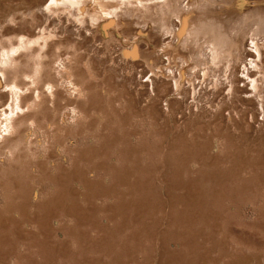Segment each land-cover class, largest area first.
I'll list each match as a JSON object with an SVG mask.
<instances>
[{
  "label": "rangeland",
  "instance_id": "374dc122",
  "mask_svg": "<svg viewBox=\"0 0 264 264\" xmlns=\"http://www.w3.org/2000/svg\"><path fill=\"white\" fill-rule=\"evenodd\" d=\"M25 1L26 0H15L12 2L13 6L11 5L12 7H9L10 9H0V22H5L11 14H14L17 21L20 20L22 22L26 20L28 22L29 20V22H31V17L26 15L29 6L32 4L40 6L39 4L42 5L43 2H45L44 0H37L30 4L27 2L28 0L26 3ZM232 1L233 4H231ZM235 2L238 3L236 4ZM262 3L264 4V0H180L183 10H188V8L190 9L192 7L194 8L193 11L202 19V16L207 15V19H214L215 21L217 20L224 23L223 25L226 32L230 34L232 37L231 39L235 44L233 52L240 56H244V53H247L246 50L249 51L250 55H254V46L251 36L249 37L246 34L248 32V26L245 23V19L251 16L253 12H258V9L262 10L264 13V5ZM197 7L200 12L205 10L204 13H201L200 15ZM60 13L54 14L49 20H47L44 15L39 14L41 19L39 18L37 24L39 26L49 25L51 26H48L49 29L55 27L56 32L60 33L59 35L61 36L62 33L60 31L63 32V29L66 27L70 29L73 22L70 25L68 23V15H65V12L62 14L63 11ZM20 14L23 15L21 16ZM220 15L222 16L221 18ZM204 19L206 18L204 17ZM176 20L177 19L174 17L172 23L176 24ZM130 23H134V21H131ZM38 25H36V27ZM176 25L175 27H178ZM27 26H24V28ZM12 27L14 28L12 29ZM22 27L23 26L18 24L12 26L8 25V27L5 28V34H8L9 31V34L22 32L24 30ZM141 27L139 28H144L143 25H141ZM20 28L21 31H19ZM134 28L132 27V30ZM153 31L158 32L156 26L153 27ZM171 31V36V32L167 33L166 31L158 34V38L160 39L161 37L163 40V45H158L154 42L147 44L145 41V39L151 38L149 35L151 31L145 33L143 30H139L140 37L144 39L140 40V46L139 44L136 45L134 49L136 51L135 56L126 53L127 51L132 52L134 50L130 48L132 47L131 44L125 42L126 36L122 32L116 35L117 40H114L116 43L113 42V40H102V38L99 37L102 41L100 40L98 44L102 45L105 61H107L104 64V68H98L99 79L103 81L113 73V75L116 76V87L111 89V93L108 92L104 98V104L102 103V110L100 109L102 112L104 111V114L101 111L98 112L100 118H103L102 123L96 122L98 123L97 126L95 125L96 123L94 124L95 126L92 124V129L82 128L83 130L86 129V132L83 131L81 135L78 133L69 134L67 138L64 139L65 143L60 141V135L57 136V134L53 139L54 141H57V144L49 148H44V137H42L41 134L34 132L35 135H33V132L30 133L31 139L33 138V141L38 144L36 145L38 146V155H35L34 157L36 174L33 176L31 172L27 171L28 168H25L26 173L23 170V172H21L23 173V176L20 174V177L26 176L25 184L31 186L30 191H33L34 195L36 193V196L32 199H30L31 197L26 199L27 197L25 194L31 193L29 192V189H27L28 192H26L27 190L25 191L26 187H22V191L17 193L18 190L13 189L11 184L10 186L7 185L8 189L3 185L0 186V217H3L4 219L0 222V264H158L157 262H159V260L157 259V252H155V243L156 240H161L163 238L166 242L181 241V244L185 242L188 243V248L186 247L187 250L181 249L183 251H180L179 255L178 251L181 247L175 249V251H177L176 254L178 255V258H175V264H196L198 262V264H218L220 261H225L228 264V262L240 256L238 253L241 254L238 249L241 247L240 245H242V240H240V237H231L230 231L232 230H245L246 233L251 232L252 235L256 237H254V239H249L251 244H247L245 246L247 251L243 250V252L248 253L249 251V253H260L262 251L260 254L263 253L262 255H264V244H262L264 241H261L259 246L253 244V241L258 239V236L259 240L264 239V224H260V222L264 221V201L262 200L264 199V183L260 182L261 170L255 161V156L252 154L253 151L259 147L257 141H254V137H252L249 142H246L244 139L240 140V138H237L239 137V134L233 132L232 134H235L236 136L234 135V138L231 140L232 143L224 138L221 150H219L218 153H214L215 156L218 155L220 156V159H223L220 160V165L217 164V166H214L215 170H224L220 172V176L222 175V177H220L221 179L218 176H214L213 168L208 170L209 176L206 175V179H209H205V182H202L199 175H197L198 173H196L197 178L193 176V174L188 178L189 173H182L179 178L182 179V181H187L188 178L189 182L191 178L190 184L193 185V188L190 190H188V188L183 192L181 190H174L173 183L170 182L171 179L169 176L171 177V170L168 166H170L175 159H171L172 156H169L172 152V148L170 144L165 141H168L167 135L169 140L171 139V136H169L170 134H168L171 130L169 129V125L164 127L160 124V120L153 123L154 121L149 114V109L150 105L152 106L154 104L153 101H155V97H151V83L148 80L150 76L161 75L162 79H160L159 85L163 86L165 85V82L169 81V78H164L162 70L165 69V71H167L168 67L174 70L177 68V65L171 63L169 59L172 52L171 48L163 47L171 40H178L177 31ZM163 33L165 35L161 36ZM128 34L132 37L133 32L129 31ZM243 36H245V38ZM201 37L202 39L199 40L200 42L197 44L194 43L195 47H193L192 43L191 47L189 46L187 48L188 50L184 51L186 57H195L196 55L198 56L201 51L203 52L207 45L205 43L209 42L212 34L206 32ZM106 41L110 44H105L107 43ZM117 41L122 43L120 44ZM236 46H239V48ZM235 49H237L236 52ZM239 49L240 51H238ZM150 54H153L154 57L152 55L149 56ZM108 58L113 59L111 60ZM112 67L114 70L116 69L115 72ZM153 67L154 72L151 70ZM105 69L108 70L107 74H104L103 72ZM3 81L4 80L1 82V90L5 91L7 88H5L6 83ZM26 82L29 83L31 81L27 79ZM36 84L37 85L35 86L30 83L28 86L32 90L34 86L36 89L37 87H43L42 83L38 84L37 82ZM213 84L211 85L210 80L209 82L208 80L207 82H204L203 77H199V80L196 83L197 90L200 92L197 100L198 105L195 107L196 111L199 110L198 115L204 116V114H206L208 117L212 116V110L214 108L213 104L216 106L220 102H224L225 100L223 101V98L227 100L225 97L228 96L227 93L229 89L220 85L219 90L216 92L212 87ZM243 84L244 83H242L241 86H243ZM58 85L61 90L66 91V78L62 77ZM123 85L125 88H123ZM248 89H250V86ZM137 91L144 92L145 95L136 99L137 102H135L136 107L134 109L131 108L130 94H132V96L135 94L137 95ZM165 95L166 93H162L160 98V100H162L160 101L161 105L166 104L164 101ZM169 98L170 96L168 99ZM192 101L193 100L191 99L190 102ZM52 102L53 101L49 102L50 105L48 106L50 107L51 118H53L57 105ZM212 105L213 107H211ZM236 107L238 110L245 108V106L243 107V104L238 102H236ZM99 113L103 115L101 116ZM107 115L110 119H108ZM92 117L94 121H100L96 115H93ZM200 118L197 116L193 117L191 121L192 124L195 123V126H193L194 131H186L185 136H182V139H184L183 142H185L183 149L186 150L189 147V150H186V161L188 162L197 157L196 160L198 159L199 163L203 161L206 163L202 156L195 152L193 153L194 149L192 145H197L198 143L195 139L197 134L208 135L207 132L209 129L207 131V128H210L213 133L214 130L218 128L215 123L212 124L209 122V119L205 118L204 120H201ZM105 123H107V125ZM212 127L214 129H212ZM246 130H248V134H251L254 131L251 128ZM183 131H185L184 127ZM201 139L202 137L200 138L201 142L206 141L211 146L210 142H212L213 139L212 141H210L211 139ZM223 145L225 146L223 147ZM223 150L225 152L221 153ZM191 152L193 153V156ZM206 152H209V155H213V153L210 152V148ZM81 153L82 155H80ZM168 160L171 162L170 164L168 163ZM228 161H230V163ZM26 164L25 167H27ZM209 164L214 165L213 163ZM253 164L256 165V167L254 166L255 168L253 167ZM222 166L224 167L222 168ZM234 166L236 167L234 168ZM187 168L189 171L194 169H190L189 164ZM198 168L199 167L197 166V169ZM236 169L238 170L236 171ZM232 173L235 174V178ZM262 173L264 175V172ZM229 174L231 176H229ZM80 176L81 179L79 178ZM223 176L225 178L227 177L228 180L224 179ZM63 177H65V180L67 179L66 182H68V184L66 183V186L62 184L60 186L58 181V179L61 180ZM2 179L0 181L1 184L6 181L7 183L10 182V178ZM62 180V182H64V179ZM210 180L211 183L209 182ZM207 183L212 185L207 186ZM18 185L22 186V183L19 182ZM34 187L35 190L33 189ZM212 188H214L213 191ZM207 189L208 191L205 192ZM188 192L189 194L192 193L195 195L191 194L189 197ZM184 193L186 194V201H181L177 204L178 199H175L176 195H180L181 197V194L184 195ZM173 195H175V198ZM209 196H211V198ZM173 201H175V203ZM170 202L173 204L172 206ZM198 207L199 209H197ZM206 207L208 208V211ZM195 208L197 211H195ZM211 212L212 215L210 214ZM177 213L180 214L178 215ZM191 216L193 217L191 218ZM181 217L185 218L181 219ZM212 217L218 219V221L216 219L214 220ZM207 218L210 220H207ZM164 220L165 222L163 223ZM199 220H201L202 223L207 221L204 225L210 227L209 229L205 227V231H201L200 235H198L199 233H197L196 230L195 233L191 232L192 223H197ZM221 220L222 222H220ZM165 223H167V225ZM158 225H160V227ZM206 229L210 232H206L208 231ZM222 230H224L225 235H223ZM214 231H216V234ZM204 233H207V235L204 236ZM171 236L172 240L170 239ZM184 236L186 237L183 240L182 238ZM219 237L224 238L220 239ZM211 238L214 239V242L212 241V243L210 242L212 240ZM210 243L215 244V246ZM226 243L228 245H226ZM207 244H210L209 247ZM201 246H203V250ZM210 246L211 249L213 248L212 250L210 249ZM231 247L233 248V252L236 253L234 255L237 256H233L229 261L228 258L230 257L229 255H231ZM199 250L203 252L202 257L207 255V257H203L204 259L200 258L202 259L200 261L194 252ZM182 257L183 260L185 259L184 263ZM212 260H215L216 263Z\"/></svg>",
  "mask_w": 264,
  "mask_h": 264
},
{
  "label": "bare ground",
  "instance_id": "6f19581e",
  "mask_svg": "<svg viewBox=\"0 0 264 264\" xmlns=\"http://www.w3.org/2000/svg\"><path fill=\"white\" fill-rule=\"evenodd\" d=\"M13 1L15 0H0V9L9 8L12 5ZM35 1L37 0H28L27 2L31 4V3H34ZM44 1L45 2H43L42 5L39 4L40 6H37L36 4H32L29 6L26 12L27 13L26 15H29L31 17L30 19L31 22H29V20L28 22L26 20L22 22L20 20L17 21V18L14 16V14L10 15V17L6 20L7 22L6 21L0 22V181L2 178L4 179L10 178L9 183H7L6 181V182H3L5 184L3 183L1 184L0 182V186L3 185L4 187L7 188L11 184L13 189L18 190L17 193L22 191V187L23 188L26 187L25 191L29 189V192H31V193L25 194V196L27 197L26 199L30 197H31L30 199L35 198L36 193L34 195V192L30 191L31 186H28L25 184L26 176L22 177L23 173H21L23 172V170L26 173L25 168L26 169L28 168L27 171L31 172L33 176L36 174V165H35L34 157L35 155H38V148H37L38 146H36L38 144H36L33 141V138L31 139V135H30L31 132H33V135H35L34 132L41 134V136L44 137V148H49L57 144V141L53 140L54 136H56L57 134H58L57 136L60 135L59 136L60 141L65 143L64 139H66L69 134L78 133L81 135L83 131L86 130V129L83 130L82 128L92 129V126H91L92 124L93 126L95 125L97 126L98 123L96 122L102 123L103 118H100V116L98 115V112L102 110L101 106H103L102 103L104 101V98L108 94V92L111 93V89H114L113 87H116V76L113 75L114 74L113 73L112 75H109L107 78H105L103 81L99 79L98 68L99 67L104 68V64L105 62H107L105 61V55L103 53L104 50L102 49L103 47L102 45L98 44L99 41L101 40L99 39V37H101L102 40L103 39L113 40V42H115L117 40L116 35L122 32L126 36L125 42L131 44L132 47L130 48L134 50L136 45L139 44L140 46V40L144 39L140 37V33L138 32L139 30H143L145 33H148L151 31V33H149L151 38L145 39L147 44H149L150 42H154L158 45L159 44L163 45V40L161 39V37L160 39L158 38V34L165 32V31L167 33L171 32L170 34L171 36L172 35L171 30H176L177 35H178L177 41L171 40L163 46L164 48H171L172 52L169 56L170 62L177 65V68L175 70L169 67L167 68V71H165V69L162 70L163 71L162 74L164 75V78L165 79L169 78L168 80L170 82L167 80L168 82H165V85L160 86L159 85L160 79H162L161 75L150 76L148 80L151 83V88H150L151 97H155V101H153L154 104L152 106L150 105V109H149V114L152 120L154 121L153 123H156L158 120H160V124H162L164 127H167L169 125V129L171 130V132L169 131L170 133H168L170 134L169 136H171V139L169 140V137L167 135L168 141H165V142L169 143L172 148V152L171 154L169 153L170 154L169 156H172L171 159H175L172 163L168 160L169 161L168 163L169 164L171 163L170 166L168 167L171 170V177L169 176V178L171 179L170 182L173 183V189L181 190L183 192L186 188H188V190L193 188V185L190 184L191 178H190V181L188 182V178L191 177L190 176L191 174H193V176L197 178L196 173H198L197 175H199L202 182L203 181L205 182L206 175L209 176L208 170L213 169L214 166H217V164L220 165L221 163L220 160H223V159H220V156L218 155L215 156L214 153H218L219 150H221V145L223 144L224 138L227 139L228 142H231V140L234 138V135H235V134H232L233 132L239 134L238 135L239 137L237 138H240V140L244 139L246 142L247 141L249 142V140L252 137H254L255 138L254 141H257L258 143L257 145L259 147L258 149L253 151L252 154L253 156H255L254 157L255 161L257 162L261 170V176H260L261 181L260 182L264 183V175L262 173L264 172V13L262 12V10L258 9L259 10L258 12H253L251 16L245 19V23L248 26V29H247L248 32L247 33L244 32V33H246L249 37L251 36V40L254 46L253 47L254 55H250L249 51L246 50L247 53L245 52L244 56L243 55L240 56L239 54L237 55V53L234 54L233 52L234 50L233 48H235V44L233 43L231 39L232 37L230 36V34L226 32L224 25H223L224 23H221L217 20L215 21L214 19L213 20H210L209 18L207 19L206 17L207 15L202 16L203 17L202 19L198 14H196L193 11L194 8L192 7L190 9L188 8V10L187 9L183 10L182 5L180 4V0H44ZM231 4H233V1ZM197 9L199 10L198 7ZM62 11H63L62 14H64L65 12V15L66 14L68 15L67 17L68 23L71 25L73 22V24L70 27V29L67 27L66 28L63 27L64 31L63 32L60 31L62 33L61 36L59 35L60 33L56 32L55 27L53 29L51 28L49 29V27H51L49 25L39 26L37 24L40 18L39 14L44 15L45 18L49 20L50 18L53 17L54 14L60 13ZM204 11L200 12L199 10L200 15L201 13L203 14ZM174 17L177 19L176 20L177 25L172 23V21L174 20ZM204 17L206 19H204ZM221 17L222 16L220 15V18ZM129 21L130 22L134 21V23H130ZM74 23L77 25H75ZM17 24L23 26L22 28H24V26H27V25L28 26L24 28V30L22 29L23 30L22 32H19V33L16 32V34H9L10 32L9 31L8 34L6 33L7 35L5 34L6 32L5 28H7L8 25L12 26V25H17ZM36 25L38 26L36 27ZM141 25L144 26L143 29H141L142 28ZM175 25L178 27H175ZM134 26L135 28L136 27L137 28L135 29ZM154 26H156V28L158 29V32L153 31ZM132 27L134 28L133 30H132ZM13 28L14 27H12V29ZM19 31H21V28ZM129 31L133 32L132 37H130V34H128ZM206 32L211 33L212 37L209 40V42L205 43L207 44L205 46V50L203 52L201 51L198 56L196 55L197 57L196 56L186 57V55H184V51L185 50L187 51L188 50L187 48L189 46L191 47L192 43H193V47H195L194 43L197 44L198 42H200L199 40L202 39L201 36ZM164 35L165 34L163 33V35L161 36H164ZM243 37L245 38V36ZM168 38H169V34H168ZM106 42L107 43L105 44H108V41ZM236 47L239 48V46H236ZM236 50L237 49H235V52ZM238 51H240V49ZM126 53L131 54L132 56H135L136 51L135 50L132 52L127 51ZM151 55L153 56V54H150L149 56ZM108 59H111V58H108ZM153 69L154 67L151 69L154 72ZM107 71L108 70L105 69L103 71L104 74H107ZM113 71L115 72L116 69L115 70L113 69ZM62 77L66 78V88H67L66 91L61 90L58 87L59 86L58 84L60 83V80ZM199 77H203L204 82H207V80L209 82L210 80L211 85L214 82L212 87L214 90H216V92L219 90L220 85H222L226 89H229L227 93L228 96L225 97L227 98V100L223 98L222 100L223 101L225 100L224 102H220L216 106L215 104H213L214 105V108L212 110L213 115L210 117L206 116V114H204V116L198 115L199 110L198 111L195 110L196 105H198L197 100H198V95L200 93L197 90V85H196L197 81L199 80ZM27 79H29V81L31 82L27 83L26 82ZM2 80H4L6 83L5 88L7 89L5 91L1 90ZM37 82L38 84L42 83L43 87L42 88L37 87L36 89L35 86L37 85L36 84ZM30 83L35 85L33 90L28 86ZM242 83H244L243 86H241ZM249 86H250V89H248ZM123 88H125L124 85H123ZM162 93H166L165 100H164L166 102L165 105H161V102H160L162 101L160 100ZM130 95H131V103H130L131 108L135 109L136 107L135 102H137L136 99L143 97L145 93L139 91L137 95L136 94L134 96H132V94ZM169 96L170 98L168 99ZM191 99L193 100L192 102H190ZM51 101H53L52 103L57 104L53 118L50 117L51 115L50 107H48L50 105L49 102ZM236 102L243 104V107L245 106V108L238 110L236 107ZM213 105L211 107H213ZM102 113L104 114V111ZM93 115H96L98 117V120L100 121H94L92 117ZM195 116L199 118L201 117L200 118L201 120H204L205 118L209 119L210 120L209 122H211L212 124L215 123V125L218 127L214 130V133L210 128H207L206 129L207 131L209 129V131L207 132L208 135L207 134L205 135L197 134V137L195 139L198 143L197 145L196 144L192 145L194 149L193 153L195 152L198 155L202 156L203 159L206 161V163L204 161L199 163V160L198 159L196 160L197 157L195 158V156H194L195 159L189 160L190 162L186 161L187 159L186 152L189 150V147L188 149H186L187 151L183 149L184 148L183 146H185V142H183L184 139H182L183 138L182 136L183 135L185 136L186 131H192V132L194 131L193 126H195V123L192 124L191 120ZM108 119H110V117H108ZM105 124L107 125V123ZM160 124H159V127H160ZM183 127L185 131H183ZM248 128H251L254 131L252 133L250 132L251 134H248L247 133L248 130H246ZM212 129L214 128L212 127ZM75 136L77 137L76 134ZM165 137H166V134H165ZM201 137L202 139H205V140L211 139L210 141H212L213 139V141L210 142L211 146L206 141L201 142L200 141ZM224 146L225 145H223V147ZM209 148H210V152L213 153V155H209L208 154L209 152H206ZM224 152L225 151L223 150L221 153H224ZM193 153H192V156H193ZM80 155H82V153ZM228 162L230 163V161ZM209 163H213L214 165L209 164ZM25 164L27 167H25ZM188 164H189L190 169L191 168L192 169L194 168V169L190 171L187 170ZM197 166L199 167L198 169H197ZM254 166L256 167V165L253 164V167ZM223 167L224 166H222V168ZM235 167L236 166H234V168ZM222 170L223 169H221V171ZM237 170L238 169H236V171ZM221 171L220 169L215 170L214 168L213 170L214 176L215 177L218 176L219 178L222 177V175L220 176ZM184 172L189 173L187 181L186 180L182 181V179H179L182 173ZM20 174L22 175L21 177H20ZM234 175L235 174H233V176ZM81 176L79 177L80 179H81ZM225 176H226V173H225ZM229 176L231 175L229 174ZM62 179H64V182H62L63 181ZM62 179L61 180L58 179L60 186L61 184L62 185H65L66 183L68 184V182H66L67 179L65 180V177H63ZM224 179H227V177L226 178L224 177ZM19 182L22 183V186L18 185ZM209 182L211 183V180ZM210 183L209 184L207 183V186L212 185ZM217 185H218V181H217ZM214 188H212V191ZM33 189L35 190V187ZM207 191L208 189L205 192ZM26 192H28V190ZM191 194L192 193L189 194L188 192L189 197L191 196ZM181 195H182L181 197L180 195L179 196L176 195V198H175V195H173L175 199H178L177 204L180 203L181 201L182 202L186 201L185 199L186 194L184 193V195L183 194ZM192 195H195V194H192ZM211 196L209 197L211 198ZM262 200L264 201V199ZM173 202L175 203V201ZM170 204L171 206L173 205L171 202ZM197 209H199V207ZM197 209L195 211H197ZM167 210H170V209H167ZM207 211H208V208H207ZM204 213H205V209H204ZM177 214L179 215L180 213H177ZM210 214L212 215V212ZM192 217L193 216H191V218ZM182 218L183 217H181V219ZM208 219L209 218H207V220ZM3 220H4L3 217H0V222H2ZM216 220L218 221V219ZM164 222L165 220L163 221V223ZM206 222L204 221L202 223L201 220H199V222L197 223L193 222L192 225L190 224L191 232L195 233V230H196V232L199 233L198 235H200L201 231H205L204 230L205 227L208 229L210 228V227H207L208 226L207 224H206L207 226L204 225V223ZM220 222H222V220ZM261 223L264 224V221L260 222V224ZM165 224L167 225V223ZM158 226L160 227V225ZM206 232H210V231L208 230ZM215 232L216 231H214V233ZM222 232H223V235H225L224 230H222ZM230 234H231V237L232 236L240 237V240H242L241 244L243 246L240 245L241 247L238 249L241 252V254L238 253L239 251L237 252L240 255L238 258L236 257L237 255H234L236 253L233 252V248H232L233 246L230 248L231 255H229L230 257L228 258V260L230 261V259L233 256L236 258L230 261L231 263L228 262V264H264V255H262L263 253L260 254L262 251L260 253L258 252L249 253V251L248 253L243 252V250H246L245 246L247 244H251L249 239L250 238L254 239L255 237L254 235H252L251 232L246 233L245 230L243 231L242 230L240 231L232 230L230 231ZM205 235H207V233L206 234L204 233V236ZM186 236H184L182 239L184 240ZM171 238L172 236L170 237V239ZM223 238L224 237L220 239H223ZM213 240L214 239H212L211 241L209 240V241L212 243ZM261 241L263 242L264 239L259 240V236H258V239H255V241H253V244L259 246L261 244ZM180 242H170V241L166 242L164 238L161 240L160 239L156 240L155 252H157V256H158L157 259L159 260V262L157 263L158 264H175V258L179 255L180 251L187 250L188 248L187 242L182 243V244ZM262 244H264V242ZM211 245L215 246V244H211ZM226 245L228 244L226 243ZM177 247L178 248L181 247L178 251V255L176 254L177 251H175ZM201 247L203 250V246ZM210 249H211V246H210ZM199 251H194V252L200 261L202 260L200 258H203L205 255L202 257L203 252L202 251L199 252ZM189 252H190V249H189ZM192 255H193V252H192ZM190 257H191V253H190ZM205 257H207V255ZM182 260H183V257H182ZM184 260H183V263L185 262ZM213 262H215V260ZM218 264H227V262L220 261Z\"/></svg>",
  "mask_w": 264,
  "mask_h": 264
}]
</instances>
